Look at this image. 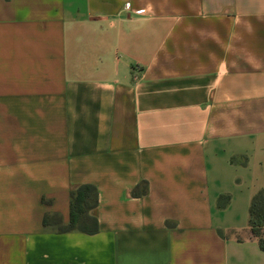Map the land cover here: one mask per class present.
Instances as JSON below:
<instances>
[{
  "label": "crops",
  "instance_id": "obj_1",
  "mask_svg": "<svg viewBox=\"0 0 264 264\" xmlns=\"http://www.w3.org/2000/svg\"><path fill=\"white\" fill-rule=\"evenodd\" d=\"M263 187L264 0H0V264H264Z\"/></svg>",
  "mask_w": 264,
  "mask_h": 264
},
{
  "label": "trees",
  "instance_id": "obj_2",
  "mask_svg": "<svg viewBox=\"0 0 264 264\" xmlns=\"http://www.w3.org/2000/svg\"><path fill=\"white\" fill-rule=\"evenodd\" d=\"M145 190L138 186L132 190L133 196H140ZM228 196H220L218 206H224ZM97 206V190L93 185L83 184L70 190L69 222L62 224L57 216L43 218V225L50 226L53 222L56 232L80 231L94 234L98 231V221L95 214ZM250 236L257 239L259 247L264 250V187L256 192L250 201L249 219ZM220 235H223L219 231Z\"/></svg>",
  "mask_w": 264,
  "mask_h": 264
},
{
  "label": "rangeland",
  "instance_id": "obj_3",
  "mask_svg": "<svg viewBox=\"0 0 264 264\" xmlns=\"http://www.w3.org/2000/svg\"><path fill=\"white\" fill-rule=\"evenodd\" d=\"M54 228H55V226H54Z\"/></svg>",
  "mask_w": 264,
  "mask_h": 264
}]
</instances>
